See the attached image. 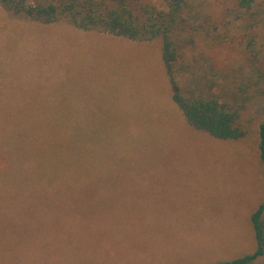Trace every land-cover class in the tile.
Returning a JSON list of instances; mask_svg holds the SVG:
<instances>
[{"label": "rangeland", "instance_id": "obj_1", "mask_svg": "<svg viewBox=\"0 0 264 264\" xmlns=\"http://www.w3.org/2000/svg\"><path fill=\"white\" fill-rule=\"evenodd\" d=\"M199 51L247 67L236 50ZM263 194L257 139L188 123L161 41L0 11V264L235 260L256 249Z\"/></svg>", "mask_w": 264, "mask_h": 264}, {"label": "trees", "instance_id": "obj_2", "mask_svg": "<svg viewBox=\"0 0 264 264\" xmlns=\"http://www.w3.org/2000/svg\"><path fill=\"white\" fill-rule=\"evenodd\" d=\"M0 0L11 15L65 22L132 41L162 44L173 101L196 130L219 140L258 141L264 176V0ZM202 47H225L247 60L223 69ZM199 51V52H198ZM58 148H60L58 146ZM256 249L218 264H264V194L251 213Z\"/></svg>", "mask_w": 264, "mask_h": 264}, {"label": "crops", "instance_id": "obj_3", "mask_svg": "<svg viewBox=\"0 0 264 264\" xmlns=\"http://www.w3.org/2000/svg\"><path fill=\"white\" fill-rule=\"evenodd\" d=\"M0 11H2V10H4V11H6L4 8H3V6L0 4ZM7 12V11H6ZM10 16H12L13 18H15V19H17V20H20V18H17V17H15V16H13V15H11L9 12H7ZM28 21V20H27ZM29 22H31V21H29ZM83 31V30H82ZM86 32H99V31H86ZM101 33H104V32H101ZM110 34V33H109ZM113 35V34H112ZM114 36H116V35H114ZM118 37H120V36H118ZM130 41H132V40H130ZM156 41V40H155ZM134 42H150V41H134Z\"/></svg>", "mask_w": 264, "mask_h": 264}]
</instances>
